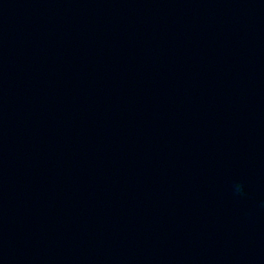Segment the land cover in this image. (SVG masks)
Returning a JSON list of instances; mask_svg holds the SVG:
<instances>
[{
	"label": "water",
	"instance_id": "1",
	"mask_svg": "<svg viewBox=\"0 0 264 264\" xmlns=\"http://www.w3.org/2000/svg\"><path fill=\"white\" fill-rule=\"evenodd\" d=\"M0 264H264V0H0Z\"/></svg>",
	"mask_w": 264,
	"mask_h": 264
}]
</instances>
